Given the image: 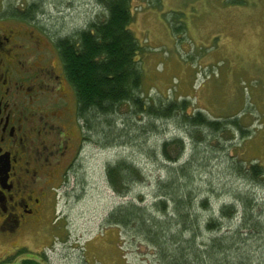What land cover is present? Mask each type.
I'll return each mask as SVG.
<instances>
[{
    "label": "rangeland",
    "instance_id": "374dc122",
    "mask_svg": "<svg viewBox=\"0 0 264 264\" xmlns=\"http://www.w3.org/2000/svg\"><path fill=\"white\" fill-rule=\"evenodd\" d=\"M27 10L32 16L24 19L21 14ZM131 11L129 29L139 46L142 82L137 95L142 106L185 99L186 115L200 110L209 119H236L238 125L227 122L214 134L200 130L191 138L195 131L181 116L155 119L122 104L111 118L115 128H125L126 137L118 138L112 130L103 135L102 127L96 130L94 123L88 131L76 115L78 126L67 123L66 131L74 144L81 131L76 147L80 152L69 165L67 181L55 193L52 220L39 231L40 237L20 234L10 241L0 237V264L14 244L23 246L11 252L16 263L35 256L42 264H165L160 250L136 232L134 224L115 225L108 215L128 201L139 205L155 201L156 182L167 175L161 146L177 138L182 147L171 144L167 151L172 165L185 162L195 144V184L213 192L204 196L207 207L197 204L200 218L216 217L221 205L245 194L249 218L264 228V186L233 169L240 163L247 170L252 163L264 167V0H131ZM0 16H5L1 23L8 27L37 32L58 69L59 56L51 41L69 37L105 14L96 0H0ZM63 93L65 110L73 113L71 86ZM118 159L141 170L126 196L113 191L107 180V166ZM236 205L239 215L224 221L216 234L203 229V238L221 234L231 238L242 214L240 202ZM237 232L242 235L235 242L238 251L233 247L224 255L264 264V231Z\"/></svg>",
    "mask_w": 264,
    "mask_h": 264
},
{
    "label": "trees",
    "instance_id": "16d2710c",
    "mask_svg": "<svg viewBox=\"0 0 264 264\" xmlns=\"http://www.w3.org/2000/svg\"><path fill=\"white\" fill-rule=\"evenodd\" d=\"M96 1L105 14L103 19L92 20L86 28L54 41L64 75L75 96L76 115L88 131L94 129L95 125L96 130L102 127L103 135L112 130L118 138L126 137L125 128H115L111 120L117 115V107L122 104L130 105L134 111L147 112L149 117L155 119L181 116L182 121L195 131L191 138L199 135L200 130L214 134L227 122L238 125L236 119H209L200 110L186 115L185 99L178 103L171 101L162 105L153 103L142 106V100L137 95L142 82L141 66L137 61L139 46L129 29L133 19L131 0ZM21 16L25 19L32 15L27 10ZM171 144L181 146L182 140L177 138L161 146L160 153L167 158L168 164H164L167 175L165 180L156 182L155 201L149 205L132 201L120 204L109 213V221L126 227L134 224V230L160 250L165 264H248L244 257L230 260L224 255L226 250L237 246L235 242L242 236L238 230L253 228L264 231L262 223L249 218L248 196L235 195V200L230 204L221 205L216 217L210 214L208 218H200L196 206L207 207L204 196H211L213 192L203 191L195 184L197 146L194 144L185 162L172 165L174 162L169 160L167 153ZM242 166L240 163L233 169L251 183L258 182L264 186L263 166L252 163L248 170ZM106 175L113 191L126 196L129 187L139 181L141 170L124 159H118L107 166ZM237 200L242 214L232 237L226 238L221 234L203 238V229L216 234L223 229L224 221L239 215ZM249 220L253 223H249ZM198 238H201V244L197 243ZM235 249L238 251L239 248ZM19 264L42 263L25 259Z\"/></svg>",
    "mask_w": 264,
    "mask_h": 264
},
{
    "label": "flooded vegetation",
    "instance_id": "af4514ba",
    "mask_svg": "<svg viewBox=\"0 0 264 264\" xmlns=\"http://www.w3.org/2000/svg\"><path fill=\"white\" fill-rule=\"evenodd\" d=\"M3 17L0 16V237L10 241L20 234L40 237L43 226L52 220L55 193L67 181L69 165L80 152L76 147L81 131L74 144L72 134L66 130L70 127L67 123L77 125L76 111L75 107L73 113L65 110L68 102L63 91L69 83L61 62L56 69L37 32L22 30L24 26L8 27L1 23ZM9 248L2 257L3 264L25 260L16 263L11 255L23 246L14 244ZM33 260L41 262L35 256Z\"/></svg>",
    "mask_w": 264,
    "mask_h": 264
}]
</instances>
